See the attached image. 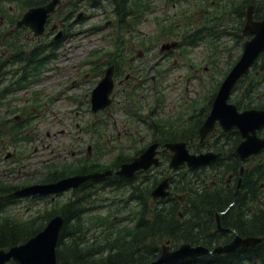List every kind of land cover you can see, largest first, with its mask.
I'll return each mask as SVG.
<instances>
[{"label":"trees","instance_id":"16d2710c","mask_svg":"<svg viewBox=\"0 0 264 264\" xmlns=\"http://www.w3.org/2000/svg\"><path fill=\"white\" fill-rule=\"evenodd\" d=\"M50 1L0 0V150H11L22 142L30 143L28 135L31 121L25 115L26 110L19 115L21 120H17L13 107L16 100L14 95L29 90L41 79L66 39L64 36L63 41L54 43L47 40L48 37L40 42L31 41L26 38L24 28L16 27L26 11ZM65 1L60 5L56 18H65L66 23L70 19V10L76 12L84 6L94 10V14L95 10L110 13L115 25V36L114 47L107 57H111L108 63L116 65L118 76L126 72V64L131 57L130 45L136 44L147 50L148 38L143 36L142 40L136 39L140 37L137 28L153 10L149 1ZM172 1L167 0L166 5L170 7ZM183 1L189 5L183 14L180 13L177 18L169 15L164 20L158 19L156 36L149 40L159 42L169 37L179 39V35H182L181 46L184 45L185 49L207 44L215 53L220 52L223 40H231L232 51L236 48L243 50L244 44L250 39L244 34L250 7L253 8L255 21L264 19V0H216L215 5L211 0ZM197 12L201 13V25L196 23L197 30L194 27L191 30V25H187L183 16L189 13L194 25ZM228 15H231V19ZM71 35L68 29L67 36ZM231 48L227 50L230 53V65L222 79L209 91V97L204 99L201 115L191 118L193 134L182 135L181 132L173 131L172 127H158L161 123L173 122L157 120L149 124V115H141L145 101L139 93L129 95L123 110L125 115L131 116V120L136 119L139 125L136 116L144 118L143 123L147 130L152 129L156 142L163 145L184 142L192 153L211 150L221 154L220 158L195 171L186 167L173 171L170 178L172 194L158 205L152 203L151 193L162 179L160 171L141 180H138V176L127 179L115 174L100 180H89L72 191L67 200L56 201L55 204L49 201L50 207L44 204L47 198L35 196L21 199L15 196V191L25 186L0 180V250H9L28 242L53 217L60 215L64 218V225L57 247L58 264H150L160 257L164 245H168L171 250L183 244L214 250L217 246L230 244L236 235L258 238L261 242L255 246L238 248L229 254L209 253L176 264H264V151L247 160L241 173L242 162L237 148L242 137L237 129L223 132L218 128L204 142H199V126L204 124L223 80L240 58L241 54L232 60ZM5 52L9 55L11 65H17L19 69L6 72L8 64L3 57ZM132 70L129 67V71ZM144 82H147V78ZM132 97L139 100L143 109L137 110L138 101ZM30 101L35 106L36 101ZM230 102L240 111L264 110V52L238 82ZM7 111L10 112L9 116L5 115ZM153 118L150 117V120ZM186 125L185 129L189 127ZM93 128L94 137L100 142L103 136L98 129H102V126L95 123ZM259 135L264 138V129ZM95 148L101 150L98 145ZM143 150L134 153L122 150L107 163L90 158L89 162L79 160V164L57 167L41 183H54L75 175L115 171L122 164L133 161ZM170 158L168 153L164 154L163 164L169 163ZM229 180L233 182L231 186L228 185ZM23 201L43 205L35 210L30 206L24 210L21 206ZM19 206L21 211L13 210ZM217 215L220 216L221 227L227 232L219 231ZM8 264L18 263L12 261Z\"/></svg>","mask_w":264,"mask_h":264},{"label":"rangeland","instance_id":"374dc122","mask_svg":"<svg viewBox=\"0 0 264 264\" xmlns=\"http://www.w3.org/2000/svg\"><path fill=\"white\" fill-rule=\"evenodd\" d=\"M145 1L150 2L153 10L146 15L143 23L137 28L140 37L136 41L142 40L144 36L148 38L147 47L153 43L151 54L154 56L150 60L156 62L159 50L165 43L170 42L171 39L179 40L170 37V39L164 38L165 40H159V42L149 40L156 36L157 20H164L169 15L177 18L189 5L183 0L172 1L170 7L166 5L167 0ZM211 1L215 5L216 0ZM83 13L89 18L82 24H72L69 28L72 35L58 48L57 56L44 70L41 79L29 90L18 92L15 95L16 100L13 102V107L16 112L14 115L18 117V120H21L19 115L26 110L25 115L31 121L28 135L31 141L29 144L24 143L19 146L17 153L11 149L4 151V158L1 155L0 180L2 181L19 186L33 185L36 182H41L49 172L56 170L57 167L64 168L71 164H79V160L87 156L89 147L91 159H99L101 162L107 163L122 150L126 153H134L151 142L148 134L142 132L134 120H131V116L125 115L123 111L125 103L128 101L126 99L133 93L134 95L139 93L140 98H144L145 101L144 109L147 107V94L149 95L152 90L148 87L144 90L141 89L140 86H137V80L134 81L135 86L131 85L127 93L118 95L117 104L105 115L100 117L91 113L86 95H91L92 90L103 78V72L99 68H94L102 66V63L109 62L108 60L111 59V57H107V53H110L114 47L115 25L107 11L95 10L94 14V10L88 8ZM228 17L231 19V15ZM52 38L53 35H49L47 40H52ZM166 39L169 40L166 41ZM231 44V40H223L219 53L212 51L207 44L196 48L192 59L195 63H200L203 68L198 73L200 80L188 81L184 78L183 72L179 70L174 74L171 73L170 77L165 80L169 85L163 87L167 96L166 103L163 104L165 111L161 114L163 119H172L179 114L183 110L181 103L194 105L197 102L198 106H203L204 99L209 97V91L213 90L216 83L222 79L230 65V53L227 50L231 48ZM130 48L132 58H135L138 53L146 51L136 44L130 45ZM212 53L216 54L215 73H212L213 70L204 69L207 61H209L208 69H212L210 65V62H214ZM239 54H242L240 48L233 50L232 60ZM96 62L98 63L96 64ZM136 74L137 71L134 75ZM186 87H188V91L185 90ZM132 98L138 101L137 105L140 107L139 100L135 97ZM30 100L36 101L35 106L31 105ZM95 123L102 126V129H98L103 136L100 142L94 137L93 125ZM97 145L101 150L95 148ZM107 147L109 148L105 150ZM108 150L111 152H106ZM8 154L11 155L10 159H5ZM59 196L54 200L47 199L44 204L50 207L49 201L53 204L56 201H65L71 196V192ZM41 205L43 204H31L28 201H23L21 204L24 210L29 206L35 210ZM13 210L17 212L22 208L14 207ZM221 230L223 229L221 228Z\"/></svg>","mask_w":264,"mask_h":264},{"label":"water","instance_id":"95a60500","mask_svg":"<svg viewBox=\"0 0 264 264\" xmlns=\"http://www.w3.org/2000/svg\"><path fill=\"white\" fill-rule=\"evenodd\" d=\"M63 0H51L45 6L30 8L20 20L17 27H27L32 30L36 38L42 37L46 32L48 20L56 13L57 8ZM79 19L81 16L78 17ZM55 30V27L52 31ZM245 35L251 38L245 43L242 55L235 66L231 69L223 81L211 109L210 114L200 129L199 135L201 141L211 134L217 125L223 131H230L236 128L243 141L237 148L242 163L247 159L259 155L264 150V138L258 135V132L264 129V110L250 109L239 111L238 108L230 102L233 91L238 82L252 69L255 62L264 52V19L255 21L253 19V8L248 10L247 22L244 29ZM62 33L55 37L59 40ZM178 46L177 42L164 44L161 52L170 51ZM115 66L109 67L103 79L94 88L91 94V112L97 114L108 109L113 104L112 94L115 87L114 82ZM171 152V160L168 168L177 171L179 168L187 166L190 170H197L216 161L220 154L207 152L201 154H192L187 148L186 143H172L166 145ZM158 144L151 145L139 157L132 162L125 163L120 170H108L104 173L90 175H75L64 178L54 183L36 184L21 188L15 191V196L19 198H30L35 196L52 197L54 200L59 195L79 189L89 180H100L112 176L132 179L139 171H149L153 167L160 166V160L157 157ZM244 168H242L243 172ZM154 201L164 200L171 195V186L169 179L166 178L155 187L151 193ZM219 231L221 230L220 216H217ZM64 225V218L60 215L53 217L46 227L28 242L12 247L9 250H0V264H8L12 261L18 264H58L57 247L60 234ZM261 242L258 238H242L236 236L228 245L217 246L210 250L203 246H191L183 244L176 250L164 247L160 257L150 264H176L182 261L193 260L198 257L212 254H229L238 248H247L255 246Z\"/></svg>","mask_w":264,"mask_h":264},{"label":"flooded vegetation","instance_id":"af4514ba","mask_svg":"<svg viewBox=\"0 0 264 264\" xmlns=\"http://www.w3.org/2000/svg\"><path fill=\"white\" fill-rule=\"evenodd\" d=\"M62 3L64 4V3H66V1L63 0ZM63 4H61V6ZM61 6H59L57 8L56 13L48 20L47 25H46V32H45V34L42 37L36 38L34 36V33L32 32V30L30 28L21 27V28H24L25 29L24 30V33L27 35L26 38L29 39V40H31V41L40 42V41L44 40L45 38L49 37V35H53L52 40H50L51 43L61 42V41H63V39H65V38L67 39L68 38V36H67V30L72 26V24H74V25H76V24H82V23H84L85 20H87L89 18V16H86V14L83 13V11H86L88 9V8H86L84 6V7H82L81 10L76 11V12L73 9L70 10L69 13H68V16L70 17V19H68L67 20L68 23H66V22H64L65 21V18H61V19H57L56 18L57 12H58V10L60 9ZM65 16H66V14H65ZM79 16H81L80 19L78 18ZM183 18L185 19L187 25H191V27H190L191 30H192L193 27H194V29H196L195 28L196 23H197L198 26L201 25V13L200 12H197L196 22H194V25L192 24L193 23L192 22V16H190L189 13H188V15H184ZM16 27H17V24H16ZM54 27H55V30L52 31V29ZM199 30H200V28L198 29V31ZM59 32L62 33V37H64V36H66V37L65 38H62L61 37L59 40H55V37L59 34ZM181 36L182 35H179V40L171 39L170 42L165 43V44H169V43L177 42L178 43V46L176 48H173L170 51H165V52H161V48H160V50H159V56L156 57L157 58L156 59L157 60L156 62L153 61V60H150V59H153L152 56H154V55L151 54V52L153 51V43H151V44L148 45L147 50L144 51V53L143 52L138 53V55L135 58L130 57L129 61L127 62L128 64H126V72L124 73L123 76H118L116 65L115 64H112V63H108V62L102 63L103 65L100 66L101 69H100V67H95L94 69H98L99 68L100 71L101 70L103 71V75L102 76L104 77L106 70L109 67H111V66H115V72H114L115 87H114L113 94H112L113 104L108 109L103 110V111H101V112H99L97 114H93L92 112L91 113L93 115H98L100 117L103 116V115H105L107 112H109L110 109H112L115 106V104H117V97H118V95H120L121 93H123V94L127 93L129 87L131 85H134L135 86L134 81L137 80V82H138L137 83V86H140L141 89H142V87H146V89L148 87V88H151V90H152V92L149 95L147 94V96H148V99H147V107H146V109H144V111H142V114H141V115H143V117H145V115H149V124L151 123V121H157V120H159V121H168L169 123L173 122L171 124H165V122H164L163 124L162 123L159 124L158 127H161V128L162 127L163 128L165 127V129H168V128L172 127L173 128V131L181 132L182 135H185V134L186 135H191V134H193L192 133L191 118H192V116H194V115L197 116V115H199L202 112V106L201 105L198 106L197 102L194 105L192 103H185V104L184 103H181V106L183 107L182 108L183 110L179 114H177L174 118H172V119H163L161 117V114L165 111V108L163 107V104L166 103V100H167V96L164 93L163 87H166L167 85H169V83L168 82H165V80L170 77L171 73L174 74L177 70H179V71L183 72L184 78H186L188 81H191L192 79L200 80V78L198 77V73L203 70V68L201 67L200 63H195L194 60L192 59L193 54H194L196 48H198L200 46L189 47V48H186L185 49V46L184 45L181 46V43H182ZM197 37L198 36H196V39H197ZM169 39H166V41H168ZM243 49H244V47H243ZM134 52H135V49H134ZM177 52H180V53L177 55L176 54ZM242 52H243V50H242ZM131 54H132V52H131ZM215 55H216L215 53H212V58L214 60V62H212V63L210 62V65H211V68L212 69H208V67H207L209 65V61L206 62V64H205L206 66L204 68V69L209 70V71L210 70H213L212 73H215V69H216ZM8 56H7V52L3 53V57L7 61V64H8V66L6 68V72H10L13 69L14 70L19 69L17 65L14 66V67L11 65V60H10V58ZM108 57H110V56H108ZM110 60H108V61H110ZM97 63L98 62H96V64ZM129 67H132L133 70L132 71H129ZM135 71H137V74L136 75H134L135 74ZM8 76L12 77L13 74H9ZM145 78H147V82H144V79ZM127 84H128V86H126ZM161 89H163V91H161ZM185 90L188 91V87H186ZM186 91H185V93H187ZM91 94H92V92H91ZM15 95H14V97H15ZM86 97H87V105L90 107V111H91V95L90 94H87ZM140 108L143 109L140 106V107H138L137 110H140ZM257 110H259V109H257ZM241 112H243V111H241ZM5 115L6 116H9L10 115V112L7 111L5 113ZM150 117H152V118L154 117L153 120H150ZM16 118L18 120V117H16ZM136 118H138L137 121L140 122L141 125L137 124L136 119L134 120V123L138 127L141 128V131L142 132L147 133L148 134L147 136H149L151 138V142L149 143V145H144L143 147L140 148V150H143L144 149L143 152H145L151 145L158 144L157 157L160 160V166L159 167H153L149 171H146V172L145 171H139V172L136 173L135 176H138V180H141L145 176L152 177V176H154V174L157 171H160V174L159 175L162 178L160 182H162L164 179L168 178L169 179V183H170V178H171V175H172V172L173 171L172 170H169V168H168L169 163H167L166 165L163 164L164 154L168 153L169 156L171 157V152H170V150L167 149V146H166L168 144H164L163 145L160 142L154 141L153 140L154 133H153L152 129L151 130H147L146 124L143 123L144 118L142 119V118H139L138 116H136ZM186 124H188L189 127L185 129V127L187 126ZM144 126H145V129H143ZM202 126L203 125H200L199 126L198 133L200 132V129H201ZM218 128L221 129L219 127V125H217L216 128H215V130L212 133H214ZM234 129H236V128H234ZM223 132H229V131H223ZM260 132H258V135H259ZM199 137H200V135H199ZM261 138H263V137H261ZM204 141H201V139H200L199 142H204ZM242 141H243V138H242ZM24 143L25 142H22L21 145H23ZM178 143H182V142H178ZM187 148H188V146H187ZM12 149L14 150V153L19 152V147L12 148ZM88 150L90 151V147H89ZM4 151H9V150H6V148L0 150V159H1V155L3 156V158L5 157V155H3L4 154ZM89 151H88L87 156H85L82 159V160H84V162H89L90 161ZM209 151H211V150L203 151V152H200V153H192L190 151V153H192V154H201V153H207ZM211 152H213V151H211ZM216 154H218V153H216ZM10 157H11V155L8 154L5 159H10ZM220 157H221V154H220ZM254 157H256V156H253L251 158H254ZM251 158H249V159H251ZM249 159H247V160H249ZM170 160H171V158H170ZM245 162L242 163V168H244L243 166H244ZM121 166H120V168H121ZM184 167L187 168V166H184ZM205 167H207V166H205ZM120 168L118 170H120ZM242 168H241V173L244 172V170L242 172ZM118 170H115L114 172L116 173V171H118ZM188 170H190V169H188ZM193 171H195V170H193ZM160 182L158 183V185L160 184ZM36 184H44V183L36 182L35 185ZM232 184H233V182L231 180H229V184L228 185L231 186ZM29 185L30 184H27V185H25V187H27ZM170 186H171V194H172V185H171V183H170ZM151 197H152V195H151ZM43 198H47V199L50 198V199H52V197H43ZM161 201H162V199H160L158 201H154L153 198H152V203L154 205L155 204L158 205L159 202H161ZM218 229H219V227H218ZM220 232H224L225 233V232H227V230H223V231H220ZM236 236H238V235H236Z\"/></svg>","mask_w":264,"mask_h":264}]
</instances>
